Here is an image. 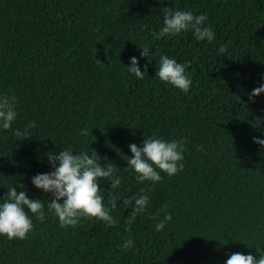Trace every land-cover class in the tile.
<instances>
[{
	"label": "trees",
	"instance_id": "obj_1",
	"mask_svg": "<svg viewBox=\"0 0 264 264\" xmlns=\"http://www.w3.org/2000/svg\"><path fill=\"white\" fill-rule=\"evenodd\" d=\"M164 8L206 15L215 39L197 41L191 30L156 39ZM162 55L186 66L187 94L156 76ZM133 56L142 72L147 65L142 80L127 70ZM261 84L264 0H0V96L17 101L12 128H0V197L23 184L46 214L41 222L29 213L34 227L24 240L0 236V264H226L237 252L258 259L264 147L253 138L264 140V93L254 103L249 95ZM32 121L30 138L13 135ZM153 136L184 141V168L155 185L137 183L129 145ZM68 148L94 149L102 166L117 167L118 188L99 181L114 226L82 218L62 228L47 211L51 194L31 179L53 170L47 153ZM142 188L148 208L129 232L123 200ZM164 205L172 219L158 232ZM129 238L131 250H122Z\"/></svg>",
	"mask_w": 264,
	"mask_h": 264
},
{
	"label": "clouds",
	"instance_id": "obj_2",
	"mask_svg": "<svg viewBox=\"0 0 264 264\" xmlns=\"http://www.w3.org/2000/svg\"><path fill=\"white\" fill-rule=\"evenodd\" d=\"M163 23L160 31L153 32L156 39L179 35L181 32L191 30L197 41H207L211 43L215 39V34L210 26L205 27L206 15H194L190 11L172 10V8L162 9ZM227 46H221L219 53L223 54ZM149 56V48L144 47L141 57ZM151 62V60L149 61ZM130 67H127L129 74L134 75L137 80H142L147 73V65L142 72L139 61L135 56L130 60ZM156 76L160 81L170 84L188 93L192 86V80L186 73V66L178 63L175 59L162 55L159 59V68ZM264 93V84L254 88L249 95V102L254 103L255 98ZM15 95L0 96V128L7 131L12 128L16 121L17 112ZM260 120L257 118L255 127H259ZM36 127V122L28 123L24 130L16 129L13 135L30 138L29 129ZM254 143L264 147V140L253 138ZM132 157L128 158V167L136 173L137 183L143 184L145 181L152 185L162 180L161 173L174 176L184 168L183 153L186 150L183 140L168 141L155 136L144 139L142 146L136 144L129 145ZM203 150L202 146L201 149ZM49 165L53 169L48 173H38L32 177L33 186L42 190L45 194H51L47 200V211L54 214L62 228L69 226L75 228L82 218H96L104 222L108 227L114 226L117 221L110 215V210L105 207L101 195L99 181H108L111 189H116L121 184V179L114 176L117 167L112 163L102 166L101 158L92 149L91 155L88 152L75 153L72 149L60 150L58 154L49 152L46 154ZM105 161L107 158H104ZM20 191L16 187H9L6 194L0 197V236H6L9 240H24L33 231V220L29 213L41 222L46 218L45 201L41 199H30L23 184H20ZM151 191V188L148 189ZM141 194L132 195L123 200V205L130 207L131 212L127 219L126 231L131 230V225L138 215L147 211L149 197L145 194V189L140 190ZM118 197L113 196L110 200L111 209L117 207ZM62 201V202H61ZM163 213V220L156 224L159 232L164 229L165 223L171 221L172 215L168 212V206L164 205L160 209ZM157 219V216L151 217ZM133 241L129 238L122 245V250L130 251ZM260 253L259 258L253 255H244L239 252L233 253L226 260V264H264V251L256 247Z\"/></svg>",
	"mask_w": 264,
	"mask_h": 264
}]
</instances>
